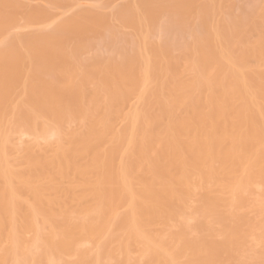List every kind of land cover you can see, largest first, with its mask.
I'll list each match as a JSON object with an SVG mask.
<instances>
[{
  "label": "bare ground",
  "instance_id": "6f19581e",
  "mask_svg": "<svg viewBox=\"0 0 264 264\" xmlns=\"http://www.w3.org/2000/svg\"><path fill=\"white\" fill-rule=\"evenodd\" d=\"M80 1L0 0V264H264V0Z\"/></svg>",
  "mask_w": 264,
  "mask_h": 264
},
{
  "label": "rangeland",
  "instance_id": "374dc122",
  "mask_svg": "<svg viewBox=\"0 0 264 264\" xmlns=\"http://www.w3.org/2000/svg\"><path fill=\"white\" fill-rule=\"evenodd\" d=\"M78 1H79V0H78ZM84 1H85V2H84ZM84 1L81 0L79 3L77 2V3H78V6H80V7L83 6V9H85L86 6H88V8H89V5H90V3H91V0H90V2H89L88 0H84ZM86 1H87V2H86ZM84 6H85V7H84ZM80 7H79V8H80Z\"/></svg>",
  "mask_w": 264,
  "mask_h": 264
}]
</instances>
